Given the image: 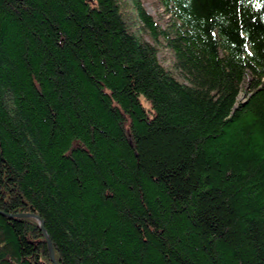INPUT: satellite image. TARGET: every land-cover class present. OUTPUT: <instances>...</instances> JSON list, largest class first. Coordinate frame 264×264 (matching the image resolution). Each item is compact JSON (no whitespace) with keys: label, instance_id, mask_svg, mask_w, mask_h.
<instances>
[{"label":"trees","instance_id":"trees-1","mask_svg":"<svg viewBox=\"0 0 264 264\" xmlns=\"http://www.w3.org/2000/svg\"><path fill=\"white\" fill-rule=\"evenodd\" d=\"M143 3L0 0V264H264V0Z\"/></svg>","mask_w":264,"mask_h":264},{"label":"rangeland","instance_id":"rangeland-1","mask_svg":"<svg viewBox=\"0 0 264 264\" xmlns=\"http://www.w3.org/2000/svg\"><path fill=\"white\" fill-rule=\"evenodd\" d=\"M143 6L145 8V11L153 16L155 19H159L161 18V13H162V9H160L156 4V0H143ZM159 59L160 61L164 64V66L169 67L170 69H172V66L174 64V58L172 53L162 47L160 49V53H159Z\"/></svg>","mask_w":264,"mask_h":264},{"label":"water","instance_id":"water-1","mask_svg":"<svg viewBox=\"0 0 264 264\" xmlns=\"http://www.w3.org/2000/svg\"><path fill=\"white\" fill-rule=\"evenodd\" d=\"M15 217H17V218H32L38 222L39 230L41 231V233H42V235L45 238L46 243H47L50 260H51L52 264H57V262L55 261V258H54V253H53L51 241H50V239H49V237H48V235L44 229V223H43L42 219L40 217L34 215V214H19V215H16Z\"/></svg>","mask_w":264,"mask_h":264}]
</instances>
